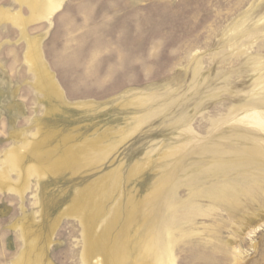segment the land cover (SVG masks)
Masks as SVG:
<instances>
[{"label":"rangeland","instance_id":"374dc122","mask_svg":"<svg viewBox=\"0 0 264 264\" xmlns=\"http://www.w3.org/2000/svg\"><path fill=\"white\" fill-rule=\"evenodd\" d=\"M59 1L23 31L0 20V264H84L86 236L123 226L122 256L138 255L166 178L172 199L200 212L175 264H264V184L233 216L184 183L190 167L229 156L238 130L264 149L238 110L264 99V0ZM0 9L30 15L14 0ZM33 40L53 95L26 62ZM231 178L249 187L238 169Z\"/></svg>","mask_w":264,"mask_h":264},{"label":"bare ground","instance_id":"6f19581e","mask_svg":"<svg viewBox=\"0 0 264 264\" xmlns=\"http://www.w3.org/2000/svg\"><path fill=\"white\" fill-rule=\"evenodd\" d=\"M14 1L27 6L30 11L29 17L24 19L19 13L9 15L3 11H0V20L10 21L18 26L22 31L24 26L29 22L49 20L61 7V2L59 0ZM25 55L26 62L29 64L30 68L33 69L35 73H37L36 85L45 95H53L51 83H49L47 80L49 84L45 85L44 82V77L48 74V72L43 66L38 50V44L35 42V40L29 43V52ZM263 108L264 99L251 103L247 107L245 106L244 109L241 107V109L238 110H242V121H247L248 124H252L254 127H257V129L259 128L260 131L264 132V112L260 111V109L263 110ZM236 122L234 121V123ZM237 132L238 133H236V136H238L239 139L237 141V145L234 148L230 147L226 150L228 153H230L229 156H227V153H222L221 151L218 153L215 152L211 158L209 169L201 170V172L198 169V166H194L192 168L190 167V171L188 170L189 172L185 177V181L183 180L184 183L186 182L190 185V189L193 192L194 197H205L212 205L222 208V210H224L223 212L233 216L235 215V211L237 212L236 208L239 204L240 197L245 196L247 199L252 200L255 196H257L258 187L261 184H264V149H258L256 147L257 142L255 138L251 137V133L249 131L238 130ZM63 158L66 157H62V159ZM8 164L11 168L17 167L15 158L9 157ZM237 169L248 176L249 180L246 182L249 184L248 188H239V182L241 181H236L235 179L231 178L233 170ZM36 170L38 171V169ZM207 175H209L211 178V181L209 182L211 183L209 190L199 192L198 188L203 185V180ZM172 187L168 188V179L166 178V183L155 192L159 194L161 191H165L166 189V198L160 199L158 194L154 196L155 199H160V201L157 200L156 219L151 225V230L149 231L150 233L148 232V239L145 240L143 244L140 243L142 246L140 245V253L138 255H131L129 258L125 257L124 255L122 256V248H119L118 246L120 243L117 244L116 242H119V240L131 241V238L128 236V228L123 226L118 230V232H116L114 236H112L111 240L104 241L102 238L94 239L95 236L93 234V237L86 236L85 247L82 254V263L91 264L92 256H95V253H100L104 257L105 261H102L105 264H127L128 261L131 264H175L174 248L183 239V237H185L187 234H190L189 230H192L190 227L193 225L196 216L200 214V212H192L189 208H184L185 205L183 204L179 206L178 203L172 199L173 190L175 188ZM181 209L183 210L181 211ZM82 220L86 222L84 218ZM108 230H110V228H108ZM103 235L104 234H102V236ZM122 251L124 252L125 250ZM32 263L36 264L34 261L28 260L24 255H22L17 262V264ZM94 264H99V261L96 260Z\"/></svg>","mask_w":264,"mask_h":264}]
</instances>
